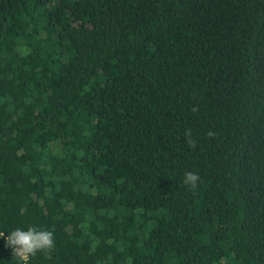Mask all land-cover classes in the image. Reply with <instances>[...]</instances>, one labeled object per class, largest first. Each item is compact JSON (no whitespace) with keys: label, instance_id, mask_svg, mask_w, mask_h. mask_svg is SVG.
Returning a JSON list of instances; mask_svg holds the SVG:
<instances>
[{"label":"trees","instance_id":"obj_1","mask_svg":"<svg viewBox=\"0 0 264 264\" xmlns=\"http://www.w3.org/2000/svg\"><path fill=\"white\" fill-rule=\"evenodd\" d=\"M30 226L27 264H264V0H0V232Z\"/></svg>","mask_w":264,"mask_h":264},{"label":"clouds","instance_id":"obj_2","mask_svg":"<svg viewBox=\"0 0 264 264\" xmlns=\"http://www.w3.org/2000/svg\"><path fill=\"white\" fill-rule=\"evenodd\" d=\"M193 111H196L194 108ZM208 136H213L214 133L209 131ZM185 136L190 147H195V141L191 139L190 130H186ZM200 176L197 173L188 171L184 174V184L195 188ZM0 237H4L6 247L11 248L12 255L19 258L23 264H27L30 257L35 256L38 252L51 253L55 247L54 231L39 229L35 226H30L27 230L16 228L9 232L7 236L4 232H0Z\"/></svg>","mask_w":264,"mask_h":264}]
</instances>
